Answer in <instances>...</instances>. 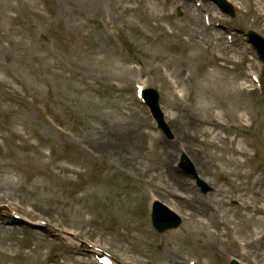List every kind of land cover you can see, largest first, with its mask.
<instances>
[{"label": "rangeland", "instance_id": "374dc122", "mask_svg": "<svg viewBox=\"0 0 264 264\" xmlns=\"http://www.w3.org/2000/svg\"><path fill=\"white\" fill-rule=\"evenodd\" d=\"M97 1L0 0V264H98L56 230L123 264H264V67L246 37H264L261 6L227 0L231 18L215 0H149L172 32L212 24V41L175 35L185 52L158 46L127 0ZM218 38L229 48L212 61ZM200 62L223 66V81ZM144 82L172 137L138 98ZM182 153L211 192L178 168ZM153 199L178 229H153Z\"/></svg>", "mask_w": 264, "mask_h": 264}, {"label": "bare ground", "instance_id": "6f19581e", "mask_svg": "<svg viewBox=\"0 0 264 264\" xmlns=\"http://www.w3.org/2000/svg\"><path fill=\"white\" fill-rule=\"evenodd\" d=\"M131 5H126L124 11L126 13L132 14L133 18L136 19L137 21H139L140 23H143L144 25H146L149 30L152 32L153 36V40L155 43L158 44V46L160 47H164L162 45V38H164L167 41H170V39H174V43L172 44L173 46H176V44L180 43L179 45H184L183 50H185V52H188L190 49H185L187 47V45L185 44L184 40L179 37L177 38L175 35H179L182 36L183 34L188 35L189 40H192L193 38L199 37V35L201 34L204 37H208L209 40H213L215 39V36L213 33L214 29H209L212 24H210L209 26L206 24V19L205 21L203 20V23L201 22V20H199L198 17L194 18L192 21L190 20V24H186L185 26H183L182 28H176L177 32H172L169 30V26L168 24V18L165 15H162L161 12L158 9V6L154 5L153 3H151L149 0H127ZM257 3H259L260 10L261 12L264 14V0H256ZM95 3V2H94ZM101 4V1H97L96 5L97 7ZM186 6L190 9H192V7L190 6V3L188 4V2H186ZM195 16V14H194ZM134 22H136L134 20ZM171 27V26H170ZM212 27V26H211ZM217 40V39H216ZM168 46H170L171 44H167ZM172 46V47H173ZM228 45L225 44L223 42V40L221 38H218V46L215 47V50H213L214 52H212V55L210 54V57L212 59V61H217L220 59V56L218 55L219 52H223L228 50ZM217 51V52H216ZM206 51H200L198 56L192 57L189 56V58H197L200 59L201 56H205ZM208 52V51H207ZM216 52V53H215ZM209 54V53H208ZM210 63L209 62H200L199 64V68L201 69L202 73L204 74L203 76L205 78H208V76H212V81L214 83V85L220 83L223 81V76H219L220 73L223 74L224 68L222 67H217L215 69V71L209 72L208 69V65ZM207 81V79H204L203 81ZM223 86L225 88H230V83L229 81H225L224 83H222ZM221 84V85H222ZM146 86V82L142 83V85L140 84L139 87L140 88H144ZM232 90V89H231ZM235 90H237V88H235ZM212 144V143H211ZM236 153L239 157H241L242 159L238 160L240 166H249V162H247L246 158L244 156H246V152L244 150H242L241 147H239V149L236 150ZM244 158V159H243ZM251 174H249L250 176L253 177L254 172L256 169L255 167H251ZM262 212H260V210H256L255 211V215L259 214ZM255 221V218H251ZM257 220V219H256ZM257 221H261V220H257ZM262 238H264V231L263 234L260 235ZM66 241H67V245L70 244L74 247H79V242H77V240H75V238L70 237V236H64ZM260 237V238H261ZM107 264H111L109 263V260L106 259Z\"/></svg>", "mask_w": 264, "mask_h": 264}, {"label": "water", "instance_id": "95a60500", "mask_svg": "<svg viewBox=\"0 0 264 264\" xmlns=\"http://www.w3.org/2000/svg\"><path fill=\"white\" fill-rule=\"evenodd\" d=\"M217 3H220V6L225 9V11L229 12L231 15H234V9L231 5L227 4L225 0H217ZM248 36L251 42L255 45L260 55V58L264 62V38L258 35L255 32L249 31ZM145 99L147 104L150 106L154 116L158 119L161 128L165 130V132L170 136L169 128L165 125L163 120V115L160 111L159 107V93L153 89H149L145 92ZM181 167L187 169L192 174H195V170L192 167L190 161L183 156ZM201 186L203 187L204 192H207L209 188L201 182ZM153 226L159 230V232H164L168 229H174L180 226L181 219L175 216L169 209L162 205H157L154 209L152 220Z\"/></svg>", "mask_w": 264, "mask_h": 264}]
</instances>
